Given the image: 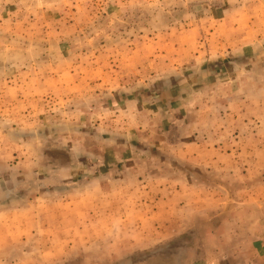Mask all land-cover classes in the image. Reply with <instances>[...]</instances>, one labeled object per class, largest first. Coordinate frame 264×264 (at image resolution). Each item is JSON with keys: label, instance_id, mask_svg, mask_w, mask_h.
<instances>
[{"label": "rangeland", "instance_id": "374dc122", "mask_svg": "<svg viewBox=\"0 0 264 264\" xmlns=\"http://www.w3.org/2000/svg\"><path fill=\"white\" fill-rule=\"evenodd\" d=\"M263 223L264 0H0V264H246Z\"/></svg>", "mask_w": 264, "mask_h": 264}, {"label": "crops", "instance_id": "0c3cea01", "mask_svg": "<svg viewBox=\"0 0 264 264\" xmlns=\"http://www.w3.org/2000/svg\"><path fill=\"white\" fill-rule=\"evenodd\" d=\"M264 224V223H263ZM254 236L250 238L253 249L250 251L252 254L249 256L246 264H264V225H258ZM217 264L216 261H211L208 264Z\"/></svg>", "mask_w": 264, "mask_h": 264}]
</instances>
